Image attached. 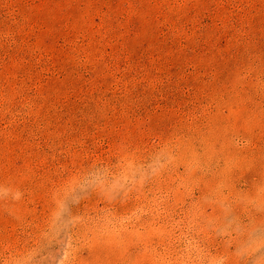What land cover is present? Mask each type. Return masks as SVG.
<instances>
[{
	"label": "rangeland",
	"instance_id": "rangeland-1",
	"mask_svg": "<svg viewBox=\"0 0 264 264\" xmlns=\"http://www.w3.org/2000/svg\"><path fill=\"white\" fill-rule=\"evenodd\" d=\"M0 264H264V0H0Z\"/></svg>",
	"mask_w": 264,
	"mask_h": 264
}]
</instances>
